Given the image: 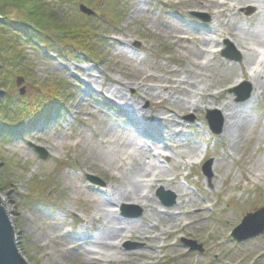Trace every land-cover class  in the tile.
Wrapping results in <instances>:
<instances>
[{
  "label": "rangeland",
  "instance_id": "374dc122",
  "mask_svg": "<svg viewBox=\"0 0 264 264\" xmlns=\"http://www.w3.org/2000/svg\"><path fill=\"white\" fill-rule=\"evenodd\" d=\"M2 1L0 14L7 23L26 29L23 24L42 18L41 25L57 30L38 22L42 44H37L0 22V64L6 67L0 72V105L19 98L33 114L39 98L56 86L63 89V106L22 126L12 140L2 138L6 131L0 121V199L6 201L25 261L264 264V234L242 242L231 236L246 214L264 207V0H204V6L198 0ZM193 12L210 21L202 22ZM79 27L93 53L66 48L71 30ZM171 33L195 41L177 42ZM117 40L130 41L122 49L125 54L115 47ZM227 40L239 61L222 57ZM18 53L24 62L17 70L13 57ZM189 59L199 66L185 71ZM18 78L23 79L20 87ZM244 83L252 95L238 103L231 90ZM118 93L127 97V105L114 98ZM132 104L143 111L130 113L139 129L118 109ZM208 111L218 121L230 117L221 134L210 130ZM12 116L5 120L18 121ZM146 128L148 135L154 133V145L140 135ZM129 130L133 146L117 155V135ZM33 145L48 158L41 160ZM134 146H147L153 157L141 178L129 161ZM210 160L209 181L202 166ZM88 176L103 185L89 182ZM127 177L142 184L147 197L142 204L115 201ZM161 185L178 195V206L160 203L156 191ZM112 198L108 215L97 210L100 201ZM124 205L130 206V215L142 214L125 217ZM111 234L114 240H105ZM183 239L201 245L203 252L190 251Z\"/></svg>",
  "mask_w": 264,
  "mask_h": 264
},
{
  "label": "water",
  "instance_id": "95a60500",
  "mask_svg": "<svg viewBox=\"0 0 264 264\" xmlns=\"http://www.w3.org/2000/svg\"><path fill=\"white\" fill-rule=\"evenodd\" d=\"M81 11L86 13L87 15H92V12L88 9H86L84 6H81ZM192 15L201 21L207 23L210 21V18L202 13H196L193 12ZM227 49L224 51L223 56L229 59H233L236 61H239L240 58L238 55L234 52V49L232 48L231 44L226 41ZM23 79L18 78L16 84L18 87L21 86ZM237 96V102L243 103L251 98L252 94V88L247 83L241 85L238 88H235L232 90ZM20 93L24 94V88L20 90ZM215 112L208 111L207 112V120L209 122L210 129L214 134H220L222 132L223 128V119L221 121H218L216 118L213 117V114ZM34 150L37 152L41 160H46L48 158V153L41 147L34 146ZM211 165L212 162L209 161L206 163L203 169L204 175L211 180L212 178V172H211ZM88 180L97 185H103L101 180H99L96 177L88 176ZM157 197L161 201V203L165 207H172L176 204L177 196L169 191H164L163 188H160L157 191ZM127 206L123 207V215L126 217H132V218H138L142 211L138 210L136 214L130 215L127 212ZM264 234V207L260 210L256 211L255 213L247 214L241 224L237 226L233 232L232 237L238 241H246L248 239L256 238L260 235ZM182 242L190 248V251H199L203 252L202 246L197 245L196 242L191 240L183 239ZM130 246H128L129 248ZM0 264H28L25 259L20 254L15 238H14V232L12 229V225L10 223V220L7 216V213L1 203L0 199Z\"/></svg>",
  "mask_w": 264,
  "mask_h": 264
},
{
  "label": "bare ground",
  "instance_id": "6f19581e",
  "mask_svg": "<svg viewBox=\"0 0 264 264\" xmlns=\"http://www.w3.org/2000/svg\"><path fill=\"white\" fill-rule=\"evenodd\" d=\"M203 2H205L204 0H198L197 1V3H198V5L199 6H204V3ZM169 36H171L172 37V39L174 40V41H177V42H192V41H195V38H193L192 36H189L188 34H185V35H183V34H174V33H171ZM130 43V41H128V42H126V43H124V42H121V41H115V47L117 48V49H120L121 50V52H123L122 54H125V52L122 50V49H124L125 50V47H128V44ZM202 52V50H198L195 54H194V56H193V58L195 59V60H197V59H199L200 58V53ZM216 51L214 50L213 51V53H215ZM194 59H192V60H190L189 59V67L187 68V69H185V71H190L191 70V68L192 67H195V69L199 66V64H197V62H195V60ZM61 67V69H64L65 67H62V66H60ZM69 67L70 68H76V67H74L73 65H69ZM191 67V68H190ZM67 68V67H66ZM194 69V70H195ZM44 71H45V69H44ZM87 75V74H86ZM88 77H89V75H87ZM257 82H258V80H257ZM186 83V80L185 81H183V84H185ZM182 84V83H181ZM260 84V87L262 86V84L261 83H259ZM138 90H141L142 88L141 87H138L137 88ZM113 96V95H112ZM117 98L116 97H114L115 99H119V101L120 102H122V104L124 103V105H127L128 104V102L129 101H127V97L126 96H124V95H122V94H120V93H118L117 95ZM104 100H106V99H108L106 96H104L103 95V97H102ZM107 101V100H106ZM220 101V100H219ZM130 109H127V110H122V109H120V108H118L121 112H122V114H123V116H124V118H126V120L130 123V125H131V127L132 128H134V127H136V129H139L140 127H138L137 128V126H139V124L137 123L136 124V121H134L132 118H131V116H130V113H133V112H136V113H143V111H142V109L139 107V105H130V107H129ZM226 109V111H228V107H223V110H225ZM170 112V111H169ZM146 116V115H145ZM148 116V115H147ZM225 122H224V126H223V128L224 129H226L225 127H226V123H227V119H230V117H226L225 116ZM147 130V128L146 129H144V130H142L141 131V136L142 137H146L147 139H149V140H153L152 138H154L155 136H154V133H149V135H148V132L146 131ZM123 134L122 135H117L118 137L116 138L117 139V146H119V148H118V150H117V155H119V153L120 154H122V153H125L126 152V150L128 149V148H130L131 146H133L132 145V143L130 142V139L132 138V132L129 130V131H123L122 132ZM121 134V133H120ZM152 138H151V137ZM102 144H104L103 142H102ZM155 144V141L153 140L152 141V145H154ZM158 146H160L159 144H158ZM135 148V150H136V153L133 155V157L134 158H130V160H129V158H127V159H123V162L125 161V160H129V161H131L135 166H137V168H138V170L137 171H139L138 172V174H139V177L138 178H141L144 174H147V171L151 168L150 167V159L152 158L153 159V157L151 156V154L148 152V147L147 146H141L140 148H138L137 146H134ZM162 147H164V146H161V148ZM157 149H159L160 150V148H157ZM196 151V153H197V150H195ZM196 153H195V155H196ZM132 166V165H131ZM159 169H161V167H158ZM160 172H158L160 175L162 174L163 176H164V173H163V171L162 170H159ZM145 177L146 178H149L150 176H148L147 177V175H145ZM117 178V177H116ZM126 180H127V184L125 183V185H124V187H125V190H123L122 189V187L121 186H118V193L115 195L116 196V199H115V201H117V202H119V203H122V202H124V203H126V202H134V201H137L139 204H142L144 201H146V199H147V197L146 196H142V194H143V192H142V184L140 183V181H138V180H135L134 178H131V177H127L126 178ZM116 183L118 184V178L116 179ZM161 187L164 189V190H167L168 189V187H166V186H162L161 185ZM184 193V191H182L181 192V194H183ZM177 195V194H176ZM177 197H178V195H177ZM114 199L112 198V199H110V200H108V201H103V202H99V204H98V207H97V210L99 211V212H103V213H106L107 215H108V213H107V208L109 207V205L112 203V201H113ZM1 203H2V205H3V207H4V209H5V211H6V213H7V216H8V218L10 219L11 218V216L9 215V211L6 209V201H4V199H2L1 198ZM177 206H178V203H177ZM174 210V209H173ZM122 213V215H123V211L121 212ZM94 221H97L96 219H93V222ZM11 223V222H10ZM11 225H12V223H11ZM114 237H115V234H111V235H109L108 237H106V239L105 240H108V241H112V240H114ZM104 247H106L105 245H103ZM163 249H167V248H170V245H167V246H163L162 247ZM71 251H74L73 249H71ZM67 252H69V251H67ZM89 255H91V253H88ZM95 254V253H94Z\"/></svg>",
  "mask_w": 264,
  "mask_h": 264
},
{
  "label": "trees",
  "instance_id": "16d2710c",
  "mask_svg": "<svg viewBox=\"0 0 264 264\" xmlns=\"http://www.w3.org/2000/svg\"><path fill=\"white\" fill-rule=\"evenodd\" d=\"M9 1V0H4V2ZM3 2V1H2ZM3 2V3H4ZM7 5V4H5ZM4 5L0 3V11L4 10ZM0 22L1 24H5L8 25L9 28H13V30H18L19 36L22 37V33L24 35L27 36V38L29 39L30 42L33 43H37V44H42L39 43L40 42V33H42V28H40L41 26L44 25L49 27L48 25L42 24L43 19L42 18H36L35 19V25H31V24H23L25 25L26 29H22L21 26H19V28L15 25H12L11 23H7V20L5 18H3V16L0 14ZM38 22H40V27L38 26ZM24 23V22H23ZM52 28L54 32H56L57 29L53 28V27H49ZM67 30H70L67 28ZM73 33L70 34V36H68V44L66 45L67 49L69 50V48L71 46H73L75 50H80V51H84V52H88V53H93V49L91 48V45H89V42L87 40L88 37H86L82 32L80 27L77 29H72L71 30ZM43 36V35H42ZM27 40V39H26ZM71 40V41H70ZM74 41V42H72ZM3 47L2 46L0 48V56L2 55L3 52ZM15 49L17 48V46H13ZM11 48V47H10ZM63 48V46H62ZM12 49V48H11ZM21 51V50H20ZM19 51V52H20ZM22 53V52H21ZM20 56V53L14 55L13 57V68H17V70L19 69V67H21L23 65L24 62V58L22 57V59H18V57ZM2 69H6V67H4L3 64H0V72ZM23 75V74H22ZM3 84H1L0 86H3ZM63 92V89L58 88L57 86L54 87L53 92L51 94H48V96L45 95V99L44 98H39V100L37 102H39L36 106L37 110L31 114L28 108V104H24L23 102L20 101L19 98H17L16 102H12L14 100V98H10L9 101L4 102V104L0 105V108L2 109V113L0 115V121L3 124V129L6 131L5 135L2 137L5 141H10L14 134H20L21 133V127L22 126H32L34 125L37 121H39L40 119H46L49 116H51L50 114H52L53 110L57 107H61L63 106V103L61 101V93ZM51 98V99H50ZM13 99V100H11ZM11 104H10V103ZM13 114V118L15 117L18 121L12 120L11 121H6L5 119L10 117V115ZM31 114V115H30ZM14 118V119H15ZM18 122V123H16ZM16 123V124H15Z\"/></svg>",
  "mask_w": 264,
  "mask_h": 264
}]
</instances>
